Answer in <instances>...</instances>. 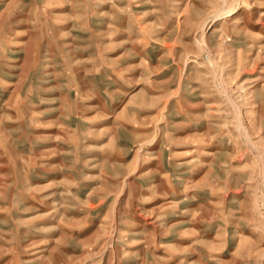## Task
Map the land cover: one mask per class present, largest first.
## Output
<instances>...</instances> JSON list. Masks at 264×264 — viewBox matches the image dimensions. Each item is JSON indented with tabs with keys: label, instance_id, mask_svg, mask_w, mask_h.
<instances>
[{
	"label": "rangeland",
	"instance_id": "374dc122",
	"mask_svg": "<svg viewBox=\"0 0 264 264\" xmlns=\"http://www.w3.org/2000/svg\"><path fill=\"white\" fill-rule=\"evenodd\" d=\"M0 264H264V0H0Z\"/></svg>",
	"mask_w": 264,
	"mask_h": 264
}]
</instances>
